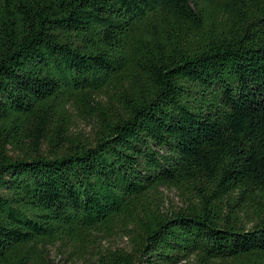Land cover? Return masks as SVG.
<instances>
[{
    "label": "trees",
    "instance_id": "1",
    "mask_svg": "<svg viewBox=\"0 0 264 264\" xmlns=\"http://www.w3.org/2000/svg\"><path fill=\"white\" fill-rule=\"evenodd\" d=\"M55 245L264 264V0H0V264Z\"/></svg>",
    "mask_w": 264,
    "mask_h": 264
},
{
    "label": "rangeland",
    "instance_id": "2",
    "mask_svg": "<svg viewBox=\"0 0 264 264\" xmlns=\"http://www.w3.org/2000/svg\"><path fill=\"white\" fill-rule=\"evenodd\" d=\"M82 129V130H88L89 125L81 121L79 122L78 126L76 129ZM76 132V131H75ZM163 192L165 195H167L168 198V203H165V206L169 205L170 202L173 203H180L178 195L175 190L173 189H163ZM103 248L106 247H112L114 248L115 246H127V239L125 237L117 236V237H109L107 239H104L102 241ZM68 249L66 247H63L62 245H55L51 247V252H52V257L55 259L56 262H59L61 264H70V256L68 255L70 251H67Z\"/></svg>",
    "mask_w": 264,
    "mask_h": 264
}]
</instances>
